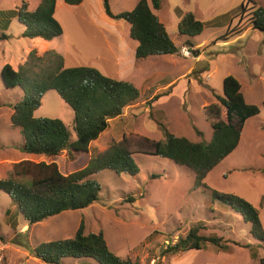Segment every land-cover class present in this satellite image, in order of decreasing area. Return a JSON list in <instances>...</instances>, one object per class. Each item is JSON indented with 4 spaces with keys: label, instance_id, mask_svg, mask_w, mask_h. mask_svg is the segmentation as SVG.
Listing matches in <instances>:
<instances>
[{
    "label": "rangeland",
    "instance_id": "obj_1",
    "mask_svg": "<svg viewBox=\"0 0 264 264\" xmlns=\"http://www.w3.org/2000/svg\"><path fill=\"white\" fill-rule=\"evenodd\" d=\"M22 1L0 0V12L16 10ZM25 1L29 10L39 3ZM137 1L109 0V4L113 13H119L131 10ZM242 5L247 11L239 14ZM253 5L264 7V0H160L159 10L154 12L179 51L136 60V42L129 37L128 23L107 17L102 0H82L76 5L56 0L53 16L62 34L53 44L64 65L93 67L104 76L131 82L139 91L138 99L125 107L120 117L110 120L109 127L91 143V151L97 153L125 138L138 173L132 176L104 169L93 176L100 186L95 202L35 224H28L16 203L0 190V240L7 245L3 264H45L33 256L32 248L41 242L72 237L81 220L85 232L101 231L111 251L140 264H259L250 258V247H255L264 260V243L253 237L250 223L216 201L211 203L209 190L194 187L190 169L153 155L150 146L151 141L163 137L158 121L176 136L199 141L198 130L208 140L211 123L217 119L210 104L219 107L222 119L224 108L214 95H221L225 76L235 77L245 101L260 112L246 120L236 148L208 172L203 182L258 208L264 229V31L248 27L232 39H218L227 29L245 25ZM186 12L204 23L202 32L193 38L177 31L178 21ZM22 32L17 17L11 18L4 30L7 39L0 40V71L5 63L17 67L33 42L42 41L23 37ZM196 49L200 54L193 56L191 51ZM171 80V86L161 89ZM148 87H160L154 91L158 97L149 99ZM21 95L19 87L5 88L0 77V179L12 175L20 152L17 144L21 132L10 125L9 116ZM34 116L61 119L70 139H75L73 111L55 90L44 93ZM32 160L55 162L62 172L68 161L66 150ZM197 222L203 225L201 235H216L226 249L207 243L200 250L163 253L168 242L185 236ZM60 264L98 263L65 258Z\"/></svg>",
    "mask_w": 264,
    "mask_h": 264
},
{
    "label": "trees",
    "instance_id": "obj_2",
    "mask_svg": "<svg viewBox=\"0 0 264 264\" xmlns=\"http://www.w3.org/2000/svg\"><path fill=\"white\" fill-rule=\"evenodd\" d=\"M63 1L76 5L82 0ZM102 4L107 17L128 23L129 37L136 42V60L178 53L179 47L171 40L154 12L159 10L160 0H138L131 10L119 13L112 12L109 0H102ZM55 5L56 0H39L37 6L29 10L24 0L16 10L0 12V40L7 39L4 30L13 17H17L23 26V37L51 40L60 36L62 27L53 16ZM246 11V6L242 5L239 14ZM248 27L264 31V7L253 5L245 25L227 29L218 39L227 41ZM203 28L204 23L191 12L184 13L177 24L179 35L187 38L199 35ZM185 42L192 47L189 39ZM191 53L198 56L200 50H192ZM0 77L5 88L19 87L22 90L9 116L10 125L21 132L22 139L17 148L25 153L45 156H55L62 150L67 152L64 172L55 162L19 161L12 165L11 176L0 179V190L16 203L28 224L91 205L97 200L100 190L93 176L104 169L113 170L116 174L121 171L137 175L138 168L125 138L112 142L100 152L91 151V143L109 127L110 120L120 117L123 109L138 99L139 91L134 84L104 76L89 66L66 67L63 57L55 51L38 56L35 50H31L16 69L5 63L1 67ZM240 87L238 80L231 75L222 79V93L214 97L224 108V117L220 118V109L216 104H210L217 119L211 123L212 133L208 140L202 138V132L198 130L199 141L176 136L158 121L163 137L151 141L150 146L153 155L190 169L194 173V187L202 186L209 190L211 203L216 201L239 213L250 223L253 237L264 243L258 208L237 195L211 189L203 182L208 172L236 148L246 120L260 112L256 105L245 101ZM49 90H55L72 109L74 140L70 139L68 127L61 119L34 116L44 93ZM156 97L158 94L151 99ZM201 228L202 223L197 222L185 236L178 237L174 243L168 242L163 253L200 250L207 243L221 250L226 249V244L216 235H201ZM32 254L45 264H60L65 258L91 259L98 264H140L137 259L122 258L111 251L101 231L85 232L82 220L72 237L41 242L32 248ZM249 256L264 264L255 247L249 248Z\"/></svg>",
    "mask_w": 264,
    "mask_h": 264
},
{
    "label": "crops",
    "instance_id": "obj_3",
    "mask_svg": "<svg viewBox=\"0 0 264 264\" xmlns=\"http://www.w3.org/2000/svg\"><path fill=\"white\" fill-rule=\"evenodd\" d=\"M138 2V1H137ZM135 6V5H134ZM34 39H40V38H34ZM53 39L51 40H44L42 39V41H37V42H33V45H32V49L31 50H35L36 54L38 56H41L43 55L45 52L47 51H55L56 53H58L57 51V47L53 44ZM135 48V47H134ZM30 50V51H31ZM23 61V60H22ZM22 61L20 63H22ZM18 66V65H17ZM17 67H15L14 69H16ZM168 79V78H167ZM174 82L171 80L169 81L168 83L164 84V85H161V89H166L167 87L171 86ZM160 87H148V91L151 93L149 99H151V97L153 96V94L159 90L158 88ZM155 91V92H154ZM245 99V98H244ZM41 157V156H44V157H47L45 155H34V154H29V153H25V152H22L20 151L19 154L16 156V161L15 162H19V161H33L32 160V157ZM35 162V161H34Z\"/></svg>",
    "mask_w": 264,
    "mask_h": 264
},
{
    "label": "built area",
    "instance_id": "obj_4",
    "mask_svg": "<svg viewBox=\"0 0 264 264\" xmlns=\"http://www.w3.org/2000/svg\"><path fill=\"white\" fill-rule=\"evenodd\" d=\"M184 55H187V54H184ZM6 249H7L6 243L0 240V264H3L4 262Z\"/></svg>",
    "mask_w": 264,
    "mask_h": 264
}]
</instances>
